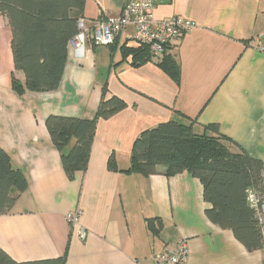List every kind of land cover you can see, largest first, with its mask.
<instances>
[{"label":"crops","instance_id":"0c3cea01","mask_svg":"<svg viewBox=\"0 0 264 264\" xmlns=\"http://www.w3.org/2000/svg\"><path fill=\"white\" fill-rule=\"evenodd\" d=\"M125 1L85 0L79 32L86 38L79 48L68 44L58 87L21 94L12 78L23 83L25 76L14 69L11 29L0 13V148L27 180L11 210L0 214V248L18 262L155 264L156 254L185 238V264H263L264 249L247 250L207 218L210 204L198 178L187 171L144 176L125 170L136 137L172 119L193 122L198 134L223 135L232 152L242 149L264 163V52L258 48L264 0H155L156 20L180 16L196 24L169 49L179 64L178 82L153 61L131 66L128 57L112 66L109 48L87 39L95 21L118 15ZM131 32L127 27L118 45H132ZM113 60L119 62L118 50ZM104 87L106 97L125 107L98 119L87 168L69 180L45 119H92ZM110 158L115 169L108 168ZM77 208L84 239L65 218ZM148 219L159 223L158 233Z\"/></svg>","mask_w":264,"mask_h":264},{"label":"trees","instance_id":"16d2710c","mask_svg":"<svg viewBox=\"0 0 264 264\" xmlns=\"http://www.w3.org/2000/svg\"><path fill=\"white\" fill-rule=\"evenodd\" d=\"M85 0H0V13L11 29L14 69L22 71L21 83L13 75L12 87L21 94L25 90H55L61 80L70 41L79 33ZM115 40L109 53L112 66L130 57L131 66L151 61L146 45ZM118 50L120 60H113ZM168 75L179 81V64L170 53L157 63ZM125 107L116 96L106 97L104 87L92 119L49 115L45 125L58 149L63 170L69 180L87 168L90 148L98 119L109 118ZM215 127L214 125H212ZM211 127V126H208ZM223 135L198 134L193 122L168 120L143 130L133 141L129 166L125 172L144 176L159 172L170 176L182 171L199 179L203 199L210 204L207 218L234 237L249 251L264 249V223L248 200V190L264 197V163L244 150L232 152ZM73 142L70 149L65 150ZM108 168L115 169L110 158ZM161 169V170H160ZM27 188L23 172L14 167L8 154L0 148V214L8 213L18 196ZM156 220V219H155ZM149 228L158 233L148 219ZM62 258L28 262L12 259L0 248V264H63ZM264 264V263H263Z\"/></svg>","mask_w":264,"mask_h":264},{"label":"built area","instance_id":"2783aa9c","mask_svg":"<svg viewBox=\"0 0 264 264\" xmlns=\"http://www.w3.org/2000/svg\"><path fill=\"white\" fill-rule=\"evenodd\" d=\"M155 0H126L120 13L116 16L101 15L86 34L93 45L109 47L127 27L132 28L129 39L148 47L150 60L159 63L169 54L170 47L196 24L190 19L173 16L169 19L156 20L154 17ZM83 21L79 19V31ZM85 35L79 32L71 44L79 48L83 45ZM264 52V44L258 46ZM248 200L256 209L261 223H264V197L260 198L255 191L248 190ZM82 210L77 208L66 213V221L78 227L79 237L84 239L86 231L79 226ZM188 245L185 238H179L172 249L164 250L154 256L155 264H185Z\"/></svg>","mask_w":264,"mask_h":264}]
</instances>
